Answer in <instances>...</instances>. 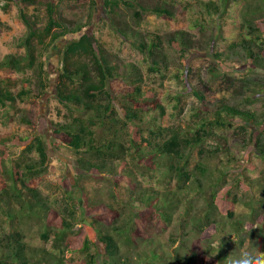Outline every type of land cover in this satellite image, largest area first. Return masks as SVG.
<instances>
[{
	"label": "trees",
	"instance_id": "trees-1",
	"mask_svg": "<svg viewBox=\"0 0 264 264\" xmlns=\"http://www.w3.org/2000/svg\"><path fill=\"white\" fill-rule=\"evenodd\" d=\"M13 1L35 5L41 0ZM73 1H89L91 8L88 21L75 27L65 19L60 0H46L47 22L41 29L38 16L31 17L24 9L19 10L27 30L25 55L9 54L0 59V105L14 109L17 122L35 134L39 117L17 104L31 103L40 112L39 102L49 90L44 55L64 38L75 36L59 54L56 94L60 104L88 118L58 125L52 136L75 158V176L83 204H79L66 175L55 166L49 167V154L42 138L0 134V220L11 228L1 231L0 227V264H66L69 252L81 253L84 264H233L245 253L264 254V139H253L249 130L264 126V113L259 115L248 109L264 100V82L243 79L238 89L243 99L241 106L223 101L213 115L200 117L195 125L186 126L185 138L168 126L167 108L157 98L156 89L134 86L120 91L121 95L115 98L117 91L110 81L133 78L135 68L130 65L121 75L120 68L110 65L106 54L96 47L94 38L82 33L91 23L98 2ZM233 3L241 7L238 24L244 33L240 46L245 58L251 67L256 63L264 67V0H191L181 6L160 0L152 7L139 0H122L137 24L145 13L168 22L179 19L177 12L194 20L193 29L199 32L180 30L166 40L180 54L181 70L174 77L183 85L189 73L187 55L199 53L203 37L209 38L207 32L219 36L215 30L217 26L221 28L222 20L230 23L228 14ZM106 6L113 10L109 3ZM110 26L130 41L128 26L117 25L115 19H111ZM245 33L251 37L247 38ZM150 36V41H138L142 37L138 33L131 42L146 54L150 71L162 74L170 68L162 48L163 36ZM37 43L44 49L42 53ZM84 58L93 62L97 80L93 67L81 64ZM26 68L33 70L31 77L13 76L25 73ZM6 118L12 121L13 115L8 112ZM233 125L241 132L249 131L247 147L252 143L255 146L256 151L248 149L245 153L244 162L249 163L246 166L230 165L235 161L223 140L214 150L205 148L213 128L225 130ZM95 127L99 133L93 130ZM33 152L38 154V160L32 158ZM220 153H224L226 162ZM254 159L262 163L263 169L257 168ZM45 173L59 174L63 206L58 211L39 190L36 177ZM148 175L160 188L144 187ZM123 181L128 184L124 189L131 198L121 204L119 192L108 187L109 183L121 186ZM103 187L111 205L104 202ZM134 203L138 205L134 207ZM118 208L129 216L117 215ZM177 217L179 223L172 226ZM118 221L119 226H113ZM157 222L171 229L168 242L174 240L177 246L165 247L157 233L146 229L145 226L156 227ZM140 226L146 231L144 236L139 233ZM32 234L49 247L31 245ZM193 237H202L204 241L193 242Z\"/></svg>",
	"mask_w": 264,
	"mask_h": 264
},
{
	"label": "rangeland",
	"instance_id": "rangeland-1",
	"mask_svg": "<svg viewBox=\"0 0 264 264\" xmlns=\"http://www.w3.org/2000/svg\"><path fill=\"white\" fill-rule=\"evenodd\" d=\"M60 1V9L65 19L69 21L73 27H75L76 24H82L88 21L91 11L89 1L86 3H75L73 0ZM96 1L98 4L97 7L94 8L92 21L86 28H84L82 33L88 34L91 38H94L96 47L98 49L100 48L103 54H106L110 65L120 68L119 73L121 75H124L123 71H126V67L131 65L132 68H135V75L133 78L119 77L110 81V85L115 91H117L115 98L118 95H121L120 91L134 86H150L152 89H156L157 98L167 108L168 126L171 129L179 131L185 138H188L186 126L195 125L198 123L200 117H209L213 115L218 111L220 104L223 101L241 106L243 99L239 96L238 89L243 79L248 77L251 80H260V82H264L263 64L258 65V63H256V66L251 67L249 64L250 62L245 58V53L240 46L241 34L244 35L239 28L240 24H238L241 7L234 5L235 3L231 5V11L228 14L230 23L226 20H222L221 28L217 26L215 30V32H218L219 36H216V34H214L215 36H212L210 32H207L209 38L206 36L207 39L204 40L203 37L201 41L203 46H199V53L196 55H187V69H189V73L187 77H185L186 83L183 85L178 83L174 77V75L181 70V67L179 66L180 54L177 49L169 46V43L166 40L167 37L170 35L173 36L174 33L180 30L188 31L193 34L199 32V30L193 29V25L195 24L193 19L189 18L187 15H180V13L177 12L179 19H177L176 22H168L153 13H145L140 24H137L132 17V12L123 6L122 0ZM159 1L160 0H139V2H142L148 7L159 4ZM169 1H174L177 6H181L182 4L186 5L191 0ZM105 2H108L113 10L106 6L108 3L105 4ZM45 4L46 0H41L35 5L17 4L13 0H0V59H4L9 54H15L21 57L25 55L24 40L27 35V30L21 22L19 10L24 9L31 17L38 16V27L41 29L47 22ZM111 19H115L117 25L128 26L126 31L128 32L127 34L130 41L121 37L111 28ZM213 27L214 26H212V28ZM138 33H142V37H139L138 41L142 38H144L145 41H150L151 34L163 36L164 44L162 45V48L168 56L170 63L168 71L164 70L162 74H155L150 71V62L146 54L131 42L134 39L133 36ZM245 36L247 38L251 37V35H247L246 33ZM73 38H75V36L64 38L48 53H44L43 61L46 63V71L49 75V90L47 96L39 102L41 107L40 112L34 110L31 103L17 104L20 108L24 107L29 111H33V114H36L37 117H39L36 133L34 134L30 129L17 122V114L14 109L9 107L6 109L0 105V134L14 133L25 137H31L32 139L35 137L42 138L49 154V167L52 169V167L55 166L58 168L59 173H64L66 175L77 200L80 201L79 204L82 205V192L79 189L78 181L75 176L77 173L75 158L66 153L63 146L58 143V141L54 140L52 136L53 129L58 125L69 124L72 119L80 118L86 120L88 118V115H81L76 110L60 104L56 94V83L60 71L59 54H61L64 46ZM198 38L200 40V36ZM206 40L208 41L204 44ZM36 46L39 50L40 45L37 43ZM261 46L264 49V44ZM43 51L44 49H40V53ZM80 62L81 64L85 63L93 67L92 73L97 80V71L93 62L86 58L81 59ZM32 73L33 70L26 68L25 73H16L13 76L22 79L27 76L31 77ZM33 90L36 92L35 85H33ZM117 104L118 102L116 100V105ZM248 109L255 111L259 115H263L264 100H259L252 106H249ZM8 112L13 115L12 121H9L8 118H6ZM147 114L148 113H145V115ZM149 117L150 114L148 119ZM96 127L93 130H96L97 133H99L100 130ZM249 130L253 133V139L255 137H263L264 139L263 125L259 130L255 128ZM248 134L249 131H246L245 133L241 132L236 125L225 130L213 128L210 132L209 138H206L205 148L214 150L213 147L223 140L226 142L229 155L233 157L235 161L231 162L230 165H232V167L246 166L249 164L244 162L246 151L248 149L251 150L252 153L253 151H256L253 143L249 148L247 147V141L250 138ZM220 157L226 162L227 158L224 153H220ZM252 157L254 156L251 154V158ZM32 158L38 160L39 156L36 152H33ZM254 162L257 168L263 169V165L260 161L254 159ZM215 163H217V160H215L214 164ZM58 178L59 174L54 173H45L39 178L36 177L41 194L48 199L49 205L56 211L60 210L63 206L61 199L62 189L58 183ZM109 184V189H116V191L122 196L120 198L121 204H123L124 201L128 202L131 196L129 195V191L124 189L128 185L126 181H123L121 186L117 187L113 183ZM144 187H154L157 189L160 188V185L154 178H151V176L148 175L144 178ZM103 192L104 202L111 205L110 203H112V200L109 198V194L105 191L104 187ZM137 205L138 203H134V207ZM131 207L132 206H129L127 208L132 210ZM123 214L125 215L122 216ZM117 215H121L123 218L128 217L129 213L123 211L122 208H118ZM179 220V217L174 218L172 226H176L179 223ZM114 223L113 226H119L121 221ZM156 224V227L154 225L144 226L148 231L154 234L157 233V237L164 243L165 247L167 244L169 247L173 244L176 245L177 243L174 240L168 242V238L172 232L171 229L163 226L160 222H157ZM0 227L1 231L2 228L3 231H9L11 229L9 224L1 222V220ZM139 233L144 236L146 231L140 226ZM152 235L153 234H151V236ZM193 238V242L199 241L200 244L204 241L202 237ZM211 240L214 241L212 238ZM30 243L34 247L46 246V244L37 238L36 234L30 236ZM46 247L48 248L49 246L47 245ZM259 254L260 252H258V254L256 253V255ZM84 260L85 258L81 253L69 252L66 254V264H84Z\"/></svg>",
	"mask_w": 264,
	"mask_h": 264
},
{
	"label": "clouds",
	"instance_id": "clouds-1",
	"mask_svg": "<svg viewBox=\"0 0 264 264\" xmlns=\"http://www.w3.org/2000/svg\"><path fill=\"white\" fill-rule=\"evenodd\" d=\"M233 264H264V254L252 255L250 253H245L242 257Z\"/></svg>",
	"mask_w": 264,
	"mask_h": 264
}]
</instances>
